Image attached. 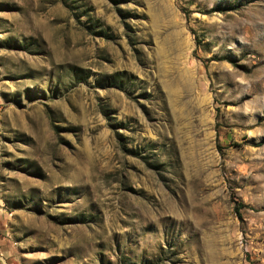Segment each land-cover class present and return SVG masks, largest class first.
I'll return each mask as SVG.
<instances>
[{
	"label": "rangeland",
	"instance_id": "374dc122",
	"mask_svg": "<svg viewBox=\"0 0 264 264\" xmlns=\"http://www.w3.org/2000/svg\"><path fill=\"white\" fill-rule=\"evenodd\" d=\"M0 264H264V0H0Z\"/></svg>",
	"mask_w": 264,
	"mask_h": 264
},
{
	"label": "trees",
	"instance_id": "16d2710c",
	"mask_svg": "<svg viewBox=\"0 0 264 264\" xmlns=\"http://www.w3.org/2000/svg\"><path fill=\"white\" fill-rule=\"evenodd\" d=\"M241 207H242L241 203L237 204V206H236V213H238V215H240V208Z\"/></svg>",
	"mask_w": 264,
	"mask_h": 264
}]
</instances>
